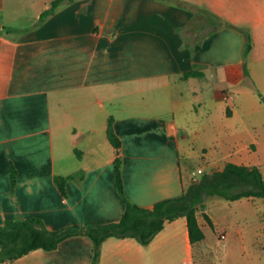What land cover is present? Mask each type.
Segmentation results:
<instances>
[{
    "label": "crops",
    "instance_id": "obj_1",
    "mask_svg": "<svg viewBox=\"0 0 264 264\" xmlns=\"http://www.w3.org/2000/svg\"><path fill=\"white\" fill-rule=\"evenodd\" d=\"M53 1L0 0V23L10 28L0 27V224L37 216L57 230L119 220L124 203L114 182V147L108 164L100 152L102 144H111L110 116L122 140L125 193L138 205L152 208L187 189L194 169L186 183L180 153L188 159L196 150L208 155L214 148V167L200 166L202 173L228 161L261 169V135L253 133L243 144L234 129L244 61L253 49L244 55L245 32L219 0L214 12L222 23L198 40L184 32L194 11L178 1L73 0L42 19ZM196 64L204 75L184 77ZM70 150L81 155L75 169L65 161ZM109 164L111 176L105 174ZM80 170L84 179L69 180L63 195L55 177ZM208 198L215 228L198 214L205 239L206 227L214 232L222 223ZM258 198L229 202L234 212L245 211ZM237 230L244 232V225ZM92 247L88 236L75 235L53 250L38 248L0 264H91ZM180 250L183 263L196 264L185 216L167 222L148 245L132 237L107 238L99 264H172Z\"/></svg>",
    "mask_w": 264,
    "mask_h": 264
},
{
    "label": "trees",
    "instance_id": "obj_2",
    "mask_svg": "<svg viewBox=\"0 0 264 264\" xmlns=\"http://www.w3.org/2000/svg\"><path fill=\"white\" fill-rule=\"evenodd\" d=\"M66 1L73 0H54L51 7L42 14V19ZM0 27L10 30L1 23ZM250 49L251 44L248 41L245 46V56ZM198 66L196 64L194 70L183 76H203L204 74L198 70ZM244 68L245 73L249 74L246 60ZM106 133L115 151L114 182L124 203V212L121 218L101 224L70 225L57 230L48 229L43 220L37 216H29L22 220L7 219L0 224V261L14 260L38 248L53 250L69 237L86 235L93 244L91 264H99L102 244L107 238L132 237L141 244L148 245L167 222L180 216L187 218L189 238L193 245L206 238V233L199 222V213L212 229L215 228L214 220L206 211L208 196L218 195L228 201H235L243 197H264V172L260 167L228 161L218 170L202 173L178 196L163 198L157 201L152 208L138 205L132 202L125 193L121 169L122 140L116 133L113 116L108 119ZM78 155L81 157L79 152ZM11 172L12 184L15 186L17 171L14 166H12ZM84 177L85 171L80 170L69 175H57L55 180L60 192L67 195V182L69 180L80 181Z\"/></svg>",
    "mask_w": 264,
    "mask_h": 264
},
{
    "label": "rangeland",
    "instance_id": "obj_3",
    "mask_svg": "<svg viewBox=\"0 0 264 264\" xmlns=\"http://www.w3.org/2000/svg\"><path fill=\"white\" fill-rule=\"evenodd\" d=\"M174 1L187 4L195 13L190 25L184 29L187 38L190 40L200 39L201 36L212 30L216 24L222 23V16L214 12V0ZM219 1L226 12L233 15L231 19L232 23L244 30L246 43L249 41L251 49H253L251 54L246 58L249 74H246V78L241 85L243 96H241V99L238 97L237 100V103L242 101V107L241 115L237 116L234 120V129L240 135L236 141L243 144L247 143V139H250L252 134L256 133L261 135L260 138L264 142V23L258 22V19L264 21V0ZM20 21L19 19L18 22ZM17 24L18 26H22L28 25L30 22L25 21L22 25ZM247 91L248 94L245 96L244 93ZM187 126L188 130L192 132L193 127L190 124ZM105 143V145H101L100 152L102 157H104L105 163L108 164L114 152L113 146L109 142ZM201 145L202 141L199 140L198 143L194 144V147L195 149H199ZM252 147L255 148V145L252 144ZM211 150H209L210 153L208 155H203L202 150H196L191 158L188 159L183 158V153H180L183 180L186 183L192 177V169L198 170L200 166H204L207 171H210L214 167L209 162L214 158V148ZM70 152L71 157H67L68 160L65 161L68 162L71 168L75 169L81 163L80 157L77 155V152L75 153L73 150H70ZM261 158H264V153ZM260 162L261 169L264 172V159H261ZM105 174L112 175L110 164ZM200 175H198V178ZM208 199V208L222 220V223H219L214 232L209 227H206L207 239L193 244L192 252L195 263L264 264V197L258 198L255 206L252 204L248 210L236 212L233 211L235 208L232 206L233 204L224 198L212 195ZM216 201L220 203H215ZM242 215H245V219H242L238 223V217ZM227 222H234L235 224L227 226ZM238 224L244 225V232L237 230ZM220 236L223 239L217 241V238H220ZM179 241L180 247L183 249L182 241ZM184 258L185 254L180 250L177 255L171 257V263L186 264L182 262Z\"/></svg>",
    "mask_w": 264,
    "mask_h": 264
},
{
    "label": "built area",
    "instance_id": "obj_4",
    "mask_svg": "<svg viewBox=\"0 0 264 264\" xmlns=\"http://www.w3.org/2000/svg\"><path fill=\"white\" fill-rule=\"evenodd\" d=\"M202 172L203 170L201 168H199L198 170H194L193 171L194 180H196L198 178V175L201 174Z\"/></svg>",
    "mask_w": 264,
    "mask_h": 264
}]
</instances>
